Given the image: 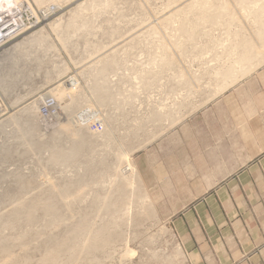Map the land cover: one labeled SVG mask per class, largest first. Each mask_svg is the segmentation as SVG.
Instances as JSON below:
<instances>
[{"label":"rangeland","instance_id":"obj_1","mask_svg":"<svg viewBox=\"0 0 264 264\" xmlns=\"http://www.w3.org/2000/svg\"><path fill=\"white\" fill-rule=\"evenodd\" d=\"M29 1L58 9L0 50V264H189L175 189L121 170L222 58L210 39L251 32L264 0Z\"/></svg>","mask_w":264,"mask_h":264},{"label":"crops","instance_id":"obj_2","mask_svg":"<svg viewBox=\"0 0 264 264\" xmlns=\"http://www.w3.org/2000/svg\"><path fill=\"white\" fill-rule=\"evenodd\" d=\"M210 43L222 58L133 167L148 190L175 189L162 202L181 204L171 219L189 264H264V17Z\"/></svg>","mask_w":264,"mask_h":264},{"label":"built area","instance_id":"obj_3","mask_svg":"<svg viewBox=\"0 0 264 264\" xmlns=\"http://www.w3.org/2000/svg\"><path fill=\"white\" fill-rule=\"evenodd\" d=\"M57 5L48 4L46 7H35L29 0H1L0 1V50L15 41L24 31L30 29L40 20L48 19L55 11ZM1 108V103H0ZM48 117L58 114V104L52 97L44 101ZM83 116L87 126L92 131L102 132L104 126L101 121L92 117Z\"/></svg>","mask_w":264,"mask_h":264},{"label":"bare ground","instance_id":"obj_4","mask_svg":"<svg viewBox=\"0 0 264 264\" xmlns=\"http://www.w3.org/2000/svg\"><path fill=\"white\" fill-rule=\"evenodd\" d=\"M0 1H1V0H0ZM36 1H37V2H40V0H36ZM38 32H39V31H38ZM34 33H35V32H34ZM29 36H30V35H29ZM31 36H32V35H31ZM22 42H23V41H22ZM24 42H25V41H24ZM5 61H6V60H5ZM16 68H17V67H16ZM72 89H73V88H72ZM60 92H61V91H60ZM60 92H59V94H60L59 96H60V97L64 96V95H63L64 93H60ZM56 94H57V93H56ZM59 96H58V98H59ZM43 99H44V98H43ZM66 105H67V104H66ZM69 105H70V104H69ZM67 106H68V105H67ZM65 109H66V106H64V110H65ZM78 140H79V139H78ZM74 146H75V145H74ZM71 149H72V148H71ZM70 151H71V150H70ZM74 152H75V151H74ZM72 153H73V151H72ZM73 154H74V153H73ZM75 154H76V153H75ZM70 155H72V154H70ZM56 158H57V157H56ZM128 163H129V162H128ZM130 165H131V164H130ZM130 165H129L128 167H124V168H122L121 171H122L124 174L126 173V175L128 174V171H130V170H131V171L133 170L132 173L135 172V169H134V168H133V169L131 168V167H133V166L130 167ZM131 171H130V172H131ZM119 174H120V173H119ZM135 174L137 175L136 172H135ZM122 175H123V174H122ZM130 175H131V174H130ZM113 176H114V175H113ZM127 176H129V175H127ZM127 176H126V177H127ZM138 179H139V177H138ZM111 180H112V179H111ZM114 182H115V181H114ZM65 189H66V188H65ZM62 192H63V191H62ZM63 194H64V193H63ZM68 194H69V193H68ZM58 195H59V194H58ZM64 197H65V196H64ZM146 197H148V196L146 195ZM107 226H108V225H107ZM108 227H109V226H108ZM99 228H100V227H99ZM101 228H102V227H101ZM105 229H106V228H105ZM109 229H110V228H109ZM97 230H98V229H97ZM95 232H97V231H95ZM105 232H106V231H105ZM102 233H103V232H102ZM94 234H95V233H94ZM109 234H110V233H109ZM99 235H101V233H100ZM106 235H107V234H106ZM97 236H98V235H96V237H97ZM102 236H103V235H102ZM102 236H101V237H102ZM104 236H105V234H104ZM99 237H100V236H98V237L95 238V239L93 238L94 241H91V245H92V246H96V245L99 243V240H100V239H98ZM105 238H106V237H105ZM108 238H109V237H108ZM109 240H110V239H109ZM104 241L106 242V240H104ZM102 242H103V241H102ZM100 243H101V242H100ZM89 244H90V243H89ZM98 245H99V244H98ZM89 246H90V245H89ZM92 248H93V247H92ZM1 252H2V250H1ZM178 252H180V251H178ZM3 253H4V249H3ZM1 256H2V255H1ZM0 263H1V262H0Z\"/></svg>","mask_w":264,"mask_h":264}]
</instances>
